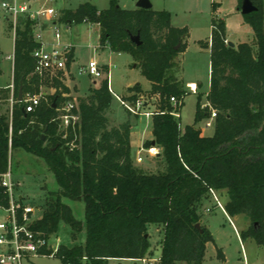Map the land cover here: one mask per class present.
<instances>
[{"label":"trees","instance_id":"16d2710c","mask_svg":"<svg viewBox=\"0 0 264 264\" xmlns=\"http://www.w3.org/2000/svg\"><path fill=\"white\" fill-rule=\"evenodd\" d=\"M238 1V10L242 0ZM257 11L242 16L251 28L254 45L226 43L222 20L212 19L209 42L208 106L196 104L195 119L181 131L172 115L180 113L186 95L177 79V55L183 52L188 32L170 25L171 14L152 9L127 10L110 0L98 10L85 3L75 10L61 9L57 23L70 28L79 24L97 25L99 46L111 53L128 54L141 76L150 83L146 93L157 95L159 111L151 118V136L160 150L165 170L144 173L137 170L130 151L129 120L109 128L106 117L112 103L108 79L89 87L79 98L72 114L73 127L59 132L58 106L47 100L68 94L63 72L52 78L55 94L40 99L32 112L17 102L19 86L26 95H38L41 78L34 72L32 54L41 47L34 39L35 22L18 19L14 32L12 108L0 114V174L9 166V152L22 150L41 159L51 172L57 190L44 198V211L33 229L45 238L57 235L64 224L65 236L83 242L60 244L55 257L60 264H107L112 259L151 257L150 226L162 228L157 264H202L205 246L213 242L210 232L200 226L199 210L213 192L225 191V213L244 215L250 225L240 233L264 246V16L261 0H251ZM12 28V26H11ZM139 36L140 45L131 42ZM179 46L177 50L175 47ZM73 50L66 54V69ZM108 74L107 66H102ZM1 75V70H0ZM135 102L140 85L128 89ZM4 99L10 91L3 90ZM170 98L176 100L173 105ZM215 111L213 134L201 136L196 124ZM44 135V139L41 136ZM146 141L144 148H150ZM153 146V147H154ZM1 194V189H0ZM63 199L84 204V221L77 220Z\"/></svg>","mask_w":264,"mask_h":264},{"label":"rangeland","instance_id":"374dc122","mask_svg":"<svg viewBox=\"0 0 264 264\" xmlns=\"http://www.w3.org/2000/svg\"><path fill=\"white\" fill-rule=\"evenodd\" d=\"M13 1L14 0H0V50L2 56L1 69L3 72L0 76V86L2 87L7 85L11 79L10 67L14 48V31L13 28H11V22H6V18L9 16L4 12L1 4H10ZM17 1L21 3V0ZM28 1L33 4V10L48 7L54 10L52 17L48 19L43 17L39 20L40 23L42 22V25L45 24L46 26V28L40 31L41 39L45 44V51L49 52L52 49V44L55 42L53 38L55 30H57L60 35L59 44L55 49L60 53L69 52L71 49L73 50V61L70 64L69 70L66 68L63 70H52L40 76V93L37 96H39L40 99L44 96L51 98L55 94V89L51 80L58 72H63V79L61 81L68 88L69 93L62 95L58 100L52 98L51 100H47V103L52 102L53 106H58V114L61 115L63 113L62 109L68 103L76 108L78 99L88 96V88L98 87L101 83V80L93 81L84 75L78 74L80 66L88 64L91 60L96 61L101 66H108L109 88L122 102L127 103L129 106H134L128 101L133 95V93L128 92L130 85L140 84L143 90L149 89V82L141 76L138 69L134 68L136 63H134L131 56L128 54L111 53L107 49L99 46L98 27L90 24L89 26L84 23L72 26L71 28L57 23L54 27L49 23L50 21L57 22L61 9L75 10L79 5L89 3L94 5L98 10H105L109 7L110 0ZM117 1L118 6L121 8L133 10L136 8L135 5L138 0ZM149 2L152 5L153 11H166L171 14V27L177 29L185 28L188 32L185 48L176 58L180 67V71L176 74L177 79L183 84L184 90L186 91V95L183 99V106L179 113L180 118L176 119L179 122L180 128L191 126L195 119L198 97H201V107L208 106L205 96L209 91V48L201 47V45H205L206 42H209L208 38L211 33L212 19H219L224 22L226 28V43H233L234 47L241 43L254 45L253 33L251 28L243 22L242 15L238 10L237 0H149ZM261 2L264 16V0H261ZM35 29L36 28H34V30ZM189 82L195 83L196 94H192L189 89L186 88L185 85ZM3 90L6 89L0 88V92H3ZM9 91L11 99L9 98L8 100L4 99V93H0V114L4 116H9L11 113L12 102L10 100H12L14 86L12 89H9ZM146 92L137 95L136 100L147 104L143 105V108H141L138 113H157L160 104L158 96ZM112 98L111 106L106 114L109 128L117 127L127 120L130 121L132 125L129 136L131 155L135 158L139 154L143 159L142 162L134 160V166L148 169L150 173L156 174L163 172L165 170L164 161L157 156L160 150L154 146L157 152L150 157L146 151L142 149L144 148L142 145L143 141L144 143L146 141H152V116L147 118L143 115L131 114L114 96H112ZM60 115L57 117L59 132L63 131L65 128L63 120L60 119ZM206 122L207 120H203L198 126L203 136H210L213 132V122L211 127L205 128ZM9 168L14 177L16 193L23 196L27 203L38 206L43 213L46 194L57 190V185L46 164L41 159L22 150H11L9 152ZM215 198L224 209L227 200L225 191L214 192V196L210 193L208 200L203 203V206L199 210L201 216L199 225L205 228L207 223L206 219L209 221V228L216 239V245L224 248L227 257L226 264H264V246H258L252 240H242L240 237V233L242 232L240 228L242 225L244 230L250 225L247 217L240 215L236 218H230L225 211L223 212L218 208ZM63 203L71 208L77 220L81 222L84 221V204L82 202H73L63 199ZM40 213L38 216H40ZM66 228L67 227L62 224L58 234L50 236V243L52 246L55 247L60 244L71 246L83 242V232L77 236L75 241H71L67 235L65 236L64 232ZM148 236L151 242L153 256H159L162 228L159 226H150ZM240 244H243L242 249ZM213 254L214 246L209 244L205 253L206 259L204 264H220L215 261ZM23 264H60V261L56 257H38L25 261ZM107 264H117V262L108 260ZM122 264L131 263L122 262Z\"/></svg>","mask_w":264,"mask_h":264},{"label":"built area","instance_id":"2783aa9c","mask_svg":"<svg viewBox=\"0 0 264 264\" xmlns=\"http://www.w3.org/2000/svg\"><path fill=\"white\" fill-rule=\"evenodd\" d=\"M1 7L9 16L8 18L10 19L14 32L20 17L34 21L35 28H37L41 18L44 17L48 19L54 14L52 8H38L33 10L28 0H22L21 3H18L17 0H14L10 4L2 3ZM35 30L34 39L41 45V35L35 33ZM53 37L55 42L52 45L51 51H45L41 45V47L32 54L36 61L34 72L38 76H42L44 73L51 72L52 70H63L66 68V54L68 52L60 53L55 49L60 39L57 30H55ZM78 74L84 75L91 80H102L105 77L108 79V74H106L102 66L94 60H91L86 65L80 66ZM188 89L192 94H196V85H188ZM108 90L129 113L143 115L147 118L154 114L150 112L139 114L138 111L145 105L144 102H140L139 100L131 103L134 105L133 107L122 102L109 88V81ZM23 102L26 104L24 112L29 113L39 104L40 97L37 95H26ZM170 102L173 105L176 104L174 98H170ZM74 108L72 104L68 103L62 109L63 113L60 115V119L63 120L64 130L70 126L73 127L78 120V117L72 114ZM172 115L175 118H179V114L176 112H173ZM214 118L215 111L211 110V115L205 124V128L211 127ZM0 189V264H23L25 261H29L33 258L55 257L59 245L55 247L52 246L50 237L45 238L42 232L33 229L35 223L40 220L42 216L41 209L38 206L27 203L23 196L16 193L14 177L9 166L6 172L0 174ZM210 193L214 196L212 190H210ZM215 201L217 202L216 198ZM217 204L218 208L224 212L222 206L218 202ZM39 213L40 216H38ZM158 259L159 256H151L127 260L133 264H157Z\"/></svg>","mask_w":264,"mask_h":264},{"label":"crops","instance_id":"0c3cea01","mask_svg":"<svg viewBox=\"0 0 264 264\" xmlns=\"http://www.w3.org/2000/svg\"><path fill=\"white\" fill-rule=\"evenodd\" d=\"M22 1V0H21ZM29 4L31 5V6H33V4L31 3V2H29ZM135 7H136V5H135ZM49 8V7H48ZM135 9V8H134ZM7 21H9L10 22V19L9 18H6V22ZM47 22H48V20H47ZM45 23V22H44ZM52 26H56V24H57V22H54V21H50L49 22ZM87 25H89V24H87ZM91 25V24H90ZM89 25V26H90ZM93 26H96V27H98L97 25H93ZM43 28H46V26H45V24H43L42 25V22L40 23L39 22V26L36 28V30H35V33H39L40 34V31H42L41 29H43ZM71 28V27H70ZM98 41H99V29H98ZM54 38V37H53ZM55 40V39H54ZM53 44H54V42H53ZM52 44V45H53ZM41 45H42V48L44 49V46H45V44L43 43V41L41 42ZM72 48V47H71ZM45 50V49H44ZM2 56H1V50H0V70H1V74L3 73L2 72V69H1V60H2V58H1ZM8 59V58H7ZM11 59H12V61H11V67H10V81H9V83L7 84V85H5V86H0V88H4V89H7V90H9V89H12L13 88V54H12V57H11ZM135 63V62H134ZM107 68H108V66H107ZM134 68H136V64H135V66H134ZM137 69V68H136ZM108 74H109V68H108ZM1 76V75H0ZM90 79V78H89ZM93 81H95V80H93ZM136 85H140V84H136ZM188 85H195V83L194 82H189V83H187L185 86H186V88L188 89ZM134 85L132 84V85H130L129 86V88H131V87H133ZM140 87H141V90H142V92H146V91H148L149 89H150V83H149V89L148 90H143L142 89V86L140 85ZM12 91V90H11ZM44 94V93H43ZM114 94V93H113ZM115 95V94H114ZM11 96V95H10ZM117 96V95H116ZM11 99V98H10ZM11 102H12V100H10ZM145 105H147L146 103H145ZM149 106V105H148ZM179 118H180V115H179ZM184 129V127L183 128H180V130L182 131ZM200 129V128H199ZM212 134H213V132H212ZM201 136H203V133H201ZM211 136V135H210ZM151 138H152V136H151ZM129 139H130V137H129ZM153 142V141H152ZM152 142H151V146L152 147H150V148H142L143 150H145L146 151V153L151 157V155H154L156 152H157V149L155 148V147H153L154 145L152 144ZM142 145H143V147H144V141H143V143H142ZM140 150V149H139ZM130 151H131V148H130ZM152 153V154H151ZM157 156L159 157V158H161L160 156H159V153L157 154ZM131 157H132V155H131ZM134 160L135 161H138V162H142L143 161V159L141 158V155H137L135 158H133L132 157V161L134 162ZM133 165H134V163H133ZM137 170H139V171H142V172H144V173H150L149 171H148V169H142V168H139V167H136V166H134ZM153 174H155V173H153ZM240 216V215H239ZM236 217H238V216H235V217H232V218H236ZM206 226H205V228L210 232V234L212 235V233H211V231H210V228H209V221L206 219ZM242 227H243V225H242ZM240 228V230L241 231H243L244 230V228ZM233 230H234V232L236 233V230L234 229V227H233ZM212 237H213V242H209V243H207L206 244V246H205V253H206V250H207V247H208V245L209 244H211V245H213L214 246V254H213V256H214V258H215V261L217 262V263H220V264H226L227 263V257H226V255H225V252H224V248L223 247H221V246H217L216 245V239L214 238V236L212 235ZM248 240H250V239H248ZM251 241V240H250ZM240 246H241V249H242V247H243V244H240ZM205 253H204V257H203V261H202V264H204V262H205ZM113 261H115V262H117V264H122V262H129V263H131L130 261H128L127 259H120V260H118V259H112ZM131 264H133V263H131Z\"/></svg>","mask_w":264,"mask_h":264},{"label":"water","instance_id":"95a60500","mask_svg":"<svg viewBox=\"0 0 264 264\" xmlns=\"http://www.w3.org/2000/svg\"><path fill=\"white\" fill-rule=\"evenodd\" d=\"M136 8L137 9H145V10H149V9H152V5L151 3L149 2V0H138L137 3H136ZM257 11V7L254 6V4L252 3L251 0H242L241 2V5H240V8H239V12L242 16H245V15H248V14H251L253 12H256ZM131 42L134 43L136 46H139L141 43L139 41V36L136 35V36H132L131 37ZM229 46L233 47V43H228ZM179 48V46H176L175 47V50H177ZM23 87L22 85L19 86V89H18V93H17V102L21 103L22 100H23ZM199 126L198 124H196L194 126V129L195 130H198ZM41 139L43 140L44 139V135L41 136ZM152 144L154 145V142H152ZM195 228L198 229L200 232L202 231L200 229V225L199 224H195Z\"/></svg>","mask_w":264,"mask_h":264},{"label":"bare ground","instance_id":"6f19581e","mask_svg":"<svg viewBox=\"0 0 264 264\" xmlns=\"http://www.w3.org/2000/svg\"><path fill=\"white\" fill-rule=\"evenodd\" d=\"M191 86H194V85H191Z\"/></svg>","mask_w":264,"mask_h":264}]
</instances>
